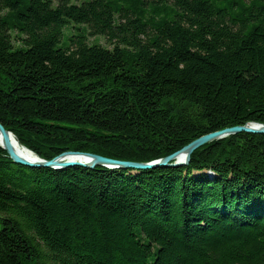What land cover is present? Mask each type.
<instances>
[{"label":"trees","instance_id":"1","mask_svg":"<svg viewBox=\"0 0 264 264\" xmlns=\"http://www.w3.org/2000/svg\"><path fill=\"white\" fill-rule=\"evenodd\" d=\"M53 3L0 0L6 129L39 136L53 132L37 124L69 123L116 138L96 154L151 162L207 133L264 124V0ZM67 21L110 47L82 33L58 47ZM235 138L250 142L233 159H214L227 139L209 145L214 167L194 154L136 173L29 168L0 151V264H264V135Z\"/></svg>","mask_w":264,"mask_h":264},{"label":"rangeland","instance_id":"2","mask_svg":"<svg viewBox=\"0 0 264 264\" xmlns=\"http://www.w3.org/2000/svg\"><path fill=\"white\" fill-rule=\"evenodd\" d=\"M52 1L54 2L53 6L57 5L56 4L57 0H52ZM73 1H75V0H73ZM8 11H10V10L2 11L0 13V16H2V18L5 19ZM9 26H8V28H9L8 34H10L12 37V42L14 43V48L20 49L22 44H23V41H21V39H20L19 31L17 29H14L13 27L10 28ZM89 31H90L89 27H87L85 25L75 24L72 21H67L65 23V25L63 26V28L61 29L60 42L58 43L59 44L58 47H61V48H66L68 46L73 47L74 44L70 43L71 37L75 34L78 35L81 33L87 37L86 41H87V43H89V45L99 44V45L106 46L108 48L110 47V45L108 44L109 41L107 40V38L105 36H101V35L92 36L89 34ZM10 79H11V77L8 76V74H5L3 71L0 70V88L6 92H10L13 89V84H12V81ZM254 123L264 125L263 123H259V122H249L245 125L254 124ZM0 125H2L5 128V126L1 122H0ZM36 126L38 129H43L45 131L51 130L53 133L52 134L50 133L49 135L41 134L38 136V135L34 134L33 132H30L29 130L25 129L24 131H21L19 133V135L25 140V142L27 144H29L31 147H35L37 152L34 149L28 147L25 144V142H23L20 139V136L17 135L14 131H10L6 128L5 129L10 132V135L11 134L14 135V137L17 139V141L24 148L28 149L33 154H35V156L38 158V161H33V162L39 163V162L55 161L57 165L55 164V166H53V167L41 166V165L31 166V165H25V164H22L20 162H17L11 156V154L6 149V147L4 146V142L0 145V151L3 152L2 157L6 158V159L9 158L12 161V163L17 164V165L26 166L29 168H49V169H52L55 171H60L63 169H68V168H77V167H84V168H90V169H96V168L117 169V170L122 169L119 167L118 168H116V167L112 168L109 166L107 167V165H103L101 163H97L96 165H94L92 167L84 165L85 163L89 164L92 162V159L90 157L88 158V160L86 162L66 161V160L58 161V159H62L64 157L67 158V157L75 156V155L87 157V154H95V155H100V156L107 157V158L114 159V160L132 162V160H123V159L121 160V159H116V158H113L110 156H105V155L95 153L97 151H100V149L102 148V146L101 147L98 146V143L104 144V145L110 144L111 141H113V139L114 140L116 139V138H114V136L109 137V136H103L99 133H92V131L88 130L85 127H77V126L71 125L69 123L55 124L52 126L46 125V123H44V124H37ZM238 126H244V125H238ZM234 127H237V126H234ZM224 129H226V128H224ZM224 129H222V130H224ZM218 131H221V130H218ZM214 132H217V131H214ZM241 133H243V132H241ZM245 133H247V132H245ZM237 134H239V132L234 133V134H230V135H228L222 139V140H224V139H227V140L221 142L220 146H217L218 147L217 149H220V150L217 152V155H216L217 157L214 159H216L218 161H220L221 159H225V158L233 159V157H237L235 155L234 151L241 152V151L247 150V149H245L246 147L244 148V144L246 146L247 144H249L250 141H246L243 139L236 140L237 138L232 139V137H234ZM247 134H255V135L262 134V135H264V133H247ZM95 140H97V141H95ZM66 142H67V144H66ZM68 142H71L74 144L79 143L81 145L74 146V144H70ZM130 144H132V141H123V144H121V145L128 146ZM210 144H211V142L204 143V144L200 145L197 148L198 151H200V152L194 155L195 158L199 161H200V157H203L202 155H204V156L207 155L206 156L207 159H204L201 161L204 164L203 166H205V165L212 166L210 163L209 157L212 156L211 153L213 152V149L211 147H209ZM69 147H80L81 149H83V151H77L75 149H70ZM108 147L111 148V145H108ZM180 150H178V151H180ZM92 151H94V152H92ZM178 151H176V152H178ZM69 152H74V153L70 154ZM176 152H174V153H176ZM66 153H68V154H66ZM174 153H172V154H174ZM223 153H225V154L223 155ZM15 154L20 156L16 152H15ZM172 154L167 155L165 157H161V158L153 160V161L162 160L168 156H171ZM20 157L24 158L22 156H20ZM24 159H26V158H24ZM214 159H212V160H214ZM191 161H192V159L190 157V160L189 161L186 160V162H184V163L171 161L169 164H171L173 166L177 163V164H179V165H177V167L188 166L191 163ZM261 161L262 160L260 159V161H255V163L252 162L253 164L251 162H248V164L245 163L246 170H251L255 167H257V168L262 167V166H260ZM30 162H32V161H30ZM64 162L69 163V164L67 166H63L62 164ZM133 162H137V161H133ZM137 163H143V162L138 161ZM164 166L171 167L170 165H164ZM125 170H130L131 173H133V172L136 173V172H140V170H147V169L125 168ZM210 173L213 177L216 176L214 173H212V172H210ZM193 174L195 175L196 173H193ZM213 177H211V178H213ZM2 216L3 215L0 213V230L3 227L2 223H1V217ZM51 264H54V263L51 262Z\"/></svg>","mask_w":264,"mask_h":264},{"label":"water","instance_id":"3","mask_svg":"<svg viewBox=\"0 0 264 264\" xmlns=\"http://www.w3.org/2000/svg\"><path fill=\"white\" fill-rule=\"evenodd\" d=\"M253 125H257L259 126L260 129H253L251 126L248 125H244V126H237V127H228L224 130L221 131H217V132H213L207 135H204L203 137L199 138L198 140H196L195 142H193L191 145H189L188 147H185L184 149H181L180 151L172 154L171 156H168L162 160L159 161H151V162H143V163H133V162H127V161H120V160H114V159H110L107 157H103L100 155H95V154H87V157L92 159V162L89 164H84L87 166H94L97 163H101L103 165H107V167H116V168H135V169H152L156 166H164V165H170L169 164L171 161H173L175 158H180V163H184L190 160V155L192 154L194 149H197L200 145L204 144V143H209L214 139H219V138H223L226 137L230 134H234V133H241V132H247V133H264V125L262 124H257L254 123ZM0 132L2 133L3 136V142H4V146L6 147V149L9 151V153L11 154V156L17 161L20 162L22 164L25 165H31V166H49V167H53L55 166L56 162L55 161H51V162H30L24 158H21L20 156L16 155L15 152L12 150L11 146H10V132L8 130H6L2 125H0ZM70 154L74 153V152H69ZM68 154V153H66ZM69 163H63V166H67ZM57 165V164H56ZM61 165V166H62ZM179 164H175L173 166H177Z\"/></svg>","mask_w":264,"mask_h":264},{"label":"bare ground","instance_id":"4","mask_svg":"<svg viewBox=\"0 0 264 264\" xmlns=\"http://www.w3.org/2000/svg\"><path fill=\"white\" fill-rule=\"evenodd\" d=\"M248 126H251L253 129H255V130H257V129H260L259 128V126H257V125H253V124H249ZM207 134H210V133H207ZM207 134H205V135H207ZM10 137V146H11V148H12V150L13 151H15L16 153H18L20 156H22V157H24V158H26L28 161H38V158L35 156V154H33L31 151H29L28 149H26V148H24L18 141H17V139L14 137V135H10L9 136ZM201 137H203V136H200V137H198L197 138V140L199 139V138H201ZM223 138H225V137H223ZM223 138H219V139H214V140H212L211 141V143H213V144H216L217 143V141H221ZM3 136H2V133L0 132V145L3 143ZM196 141V139H194V140H192L190 143H188L186 146H184L183 148H181V149H184L185 147H188L189 145H191L193 142H195ZM200 151H198V149H194L193 150V152H192V154L190 155V157H191V159L193 158V155L194 154H196V153H199ZM63 160H66V161H77V162H86L87 160H88V157H84V156H80V155H75V156H70V157H64V158H62V159H58V161H63ZM174 162H180V160L178 159V158H175L174 160H173ZM133 162V161H132ZM133 163H135V162H133ZM212 164V166L214 167V165H216V164H214V163H211ZM156 167H160V166H156ZM156 167H154V168H156ZM174 167H177V166H174ZM213 167H210V170L212 171V168ZM153 169V168H152ZM206 171V170H205ZM227 172H231V168H228V171ZM201 175H202V173H201ZM202 176H204V174L202 175ZM209 177H213V176H209Z\"/></svg>","mask_w":264,"mask_h":264}]
</instances>
